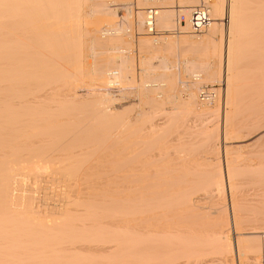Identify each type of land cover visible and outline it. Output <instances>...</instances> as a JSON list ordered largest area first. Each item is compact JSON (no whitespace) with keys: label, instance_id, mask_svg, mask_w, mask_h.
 <instances>
[{"label":"bare ground","instance_id":"1","mask_svg":"<svg viewBox=\"0 0 264 264\" xmlns=\"http://www.w3.org/2000/svg\"><path fill=\"white\" fill-rule=\"evenodd\" d=\"M122 1L0 0V264H202L210 255L226 263L258 246L252 236L264 228L240 231L262 221L264 189L246 204L230 182L250 176L264 186V164L239 170L224 143L225 172L205 163L198 175L196 144L183 130L190 117L214 112L198 95L213 83L225 87L223 139L243 129L233 122L248 89L264 92V0L194 6L213 21L205 46L191 38L189 0L175 12L172 0L146 1L161 5H150L152 34L146 10L135 22L130 11L117 20ZM225 15L226 32L216 22ZM134 43L143 54L138 79ZM213 92L220 101V88ZM129 97L137 103L118 105ZM212 129L198 132L199 147H216ZM224 183L235 187L229 219L221 203L207 211L200 199Z\"/></svg>","mask_w":264,"mask_h":264},{"label":"rangeland","instance_id":"2","mask_svg":"<svg viewBox=\"0 0 264 264\" xmlns=\"http://www.w3.org/2000/svg\"><path fill=\"white\" fill-rule=\"evenodd\" d=\"M146 1H148V0H126V1H122L121 2V5L120 6H118V7H116L117 8V16H118V18H117V20H119V17H122L123 15H125L128 11H130L129 13H131V19H129V20H131V22H135V20H134V14L136 13V12H138V11H140V12H138V13H144V11L148 8V6H149V8H151V6L152 7H155L156 5H151L150 4V2H146ZM173 1V2H172ZM171 2H172V4H170L171 6H168L167 5V7H170V8H172L171 10H173L174 12L175 11H178L180 8H179V6H180V4L181 3H179V0H172ZM192 1H194L195 3H193V2H191L190 0L188 1L191 5L189 6L188 4H186L185 3V5L184 6H186V7H188V9H191V7H194V6H199V5H201L202 3H204V0H192ZM206 1V0H205ZM123 2H125V3H123ZM135 2L137 3V4H135ZM138 2H140V4L138 3ZM146 2V3H145ZM207 2H208V4H213V3H215L216 2V0H207ZM206 2V3H207ZM145 3V4H144ZM228 3H229V0H224V6L226 7V8H228ZM124 4V5H123ZM127 4V5H126ZM140 5V7H139V5ZM144 4V7L142 8V5ZM147 4V5H146ZM195 4V5H194ZM137 5H138V7H137ZM151 5V6H150ZM128 6V7H127ZM159 6H161V5H159L158 4V6H156V8H158ZM181 6H183V5H181ZM146 8V9H145ZM119 9V10H118ZM123 9V10H122ZM127 9V10H126ZM131 9V10H130ZM134 12V13H133ZM227 16V17H226ZM177 17V16H176ZM210 18V23H212L213 21H212V18L211 17H209ZM133 19V20H132ZM180 22H183V16H180ZM217 23H219V24H223L224 25V31L226 32V29H227V22H228V15H225L224 16V20H222V21H216ZM134 26H135V23L133 24V28H132V31L131 32H133L132 33V38H133V41H136L135 39H138V38H140V37H142V36H139V35H137L138 34V32H137V30L134 28ZM182 31H175V32H173V33H175V35H174V37L175 38H177L178 37V34H180ZM191 38L194 40V42H196V43H198L199 45H201V46H205V44H206V42H205V39H206V32H204V31H202L201 33H199V34H195V33H193L192 35H191ZM132 52H133V57H134V59H135V61H134V59H133V67H134V70H133V73H134V75L135 76H137V79H138V75H140V71H138L139 70V68H138V66H139V64H138V60H139V58H140V56L141 55H143V54H141L139 51H138V48H137V46H136V44L134 43L133 45H132ZM142 57V56H141ZM135 62V63H134ZM250 63H251V65H250ZM249 63V65H250V67L252 68L253 66V64H252V62H250ZM138 64V65H137ZM154 65H157V63L156 62H154L153 63ZM137 65V66H136ZM139 72V73H138ZM141 75H142V72H141ZM251 77H252V75H250ZM251 77H250V79H251ZM219 83H213V84H206L204 87H202L201 89H203V88H205V87H208V88H211V89H214L213 91H215L216 89H219L220 88V97H219V95L218 96H216V97H218V99L220 98V103L218 102V101H216L215 103H213L214 102V100H212L210 103V105L212 106L211 108H213L214 109V112L213 113H211L210 114V116L209 115H204V117H198V118H200V119H198V118H196L197 120H195V118H193L192 119V117H190L189 118V120L187 119V120H185V128H184V130H183V137L184 138H186V140L187 141H189L190 143H192L191 141H193V143H194V145L196 144V147L193 145V143H192V146H194L193 148L195 149L194 150V153H193V155L195 156H193V158L192 159H194L193 161H197V162H194L195 163V165L196 164H198L197 165V167H199L200 168V172L198 171H196V173H199L198 175H200V174H202L201 172H203L202 171V169H203V165H204V167L205 168H207V166H209V167H211L212 165H220L219 167L221 168L222 167V169L221 170H223V169H225V161H226V157H225V155H223V146H225L226 145V149L228 150L227 152L229 153V155H227V160H232V159H230V157L231 156H234V157H231V158H233V160H232V162L233 161H236V159L237 160H241L240 162H241V167H238L239 168V170H242L243 169V166H247V168H250V167H252V166H256L257 165V163L258 162H260L261 161V163L260 164H264V115H262V114H264V92H263V88L261 89L260 88V90H258V89H256L255 91H254V87L253 88H251V87H249V88H251V89H248V96L247 95H245V101H244V103H241V107H242V111H244L243 113L241 112V110H240V115L239 116H237L236 118H235V120H234V126L236 127V128H243L242 130H241V132L238 134V135H236V137L234 136V135H232V134H229V135H227V139L226 140H224L223 139V135H222V132H223V115H224V111H225V87H224V83H221L222 85H220V87H219V85H218ZM115 87V86H114ZM111 87L110 86V90H108V92L112 95V96H114L115 98H119L120 96V94H119V88H118V86L117 87ZM251 91V93L252 94H250L249 92ZM262 90V91H261ZM113 91V92H112ZM114 91H116L115 93H114ZM252 91H254V92H252ZM259 91V93L257 94V92ZM222 92V93H221ZM224 92V93H223ZM256 92V94H255V96L253 95L254 93ZM80 93L81 94H83L84 92L83 91H80ZM113 94H115V95H113ZM118 94V95H117ZM222 94V95H221ZM199 95V94H198ZM252 95V96H251ZM257 95V96H256ZM131 98V99H130ZM249 98V99H248ZM255 98V99H254ZM129 99V100H128ZM217 99V98H216ZM250 99H252V100H250ZM123 99H121L120 100V103H118L119 102V100L116 102V103H118V105L120 104V105H128L127 107H129V105L131 106V104L132 103H134L133 105H135L137 102V100H136V98H133V97H129V98H126V99H124L123 101H122ZM248 100H250V101H248ZM254 100V101H253ZM128 101V102H127ZM133 101V102H132ZM247 101V103H246V107H244V106H242V105H244L245 104V102ZM252 101H253V103H256V104H253L252 103ZM258 101V102H257ZM126 103H128V104H126ZM131 103V104H130ZM219 103V106L217 105V104ZM250 104V105H249ZM252 104V105H251ZM206 105H209V103H207L206 102ZM209 105V106H210ZM124 106V107H125ZM217 106V107H216ZM249 106V107H248ZM246 109V111H245V109ZM217 109V110H216ZM249 109V110H248ZM251 111V112H250ZM242 115V116H241ZM241 116V117H240ZM208 117V118H207ZM239 117V118H238ZM263 117V118H262ZM207 119V120H206ZM262 119V121L260 122L259 120H261ZM156 121L155 122H157V123H164V122H162V121H164V120H162V119H160L159 117H157L156 119H155ZM211 121V122H210ZM260 122L261 123V125H259L260 123H256V122ZM243 123V124H242ZM237 126H236V125ZM257 124V125H256ZM242 125V126H241ZM247 125V126H246ZM256 125V127H253V126H255ZM210 126V127H209ZM239 126V127H238ZM243 126H246V128H244ZM263 126V127H262ZM208 127V128H207ZM217 127H218V129H217ZM203 128V129H202ZM212 128H214L216 131H217V137H219L218 138V142L216 141L215 142V144H216V147H218V148H216V147H214V149H209V148H204L203 146H201V147H199L200 146V142H201V136H200V132H202V131H205V132H208V131H210V129H211V131L210 132H212V131H214ZM257 128V129H256ZM259 128V129H258ZM207 129V130H206ZM209 129V130H208ZM262 129V130H261ZM260 131V132H259ZM199 132V133H198ZM219 132V133H218ZM199 134V135H198ZM262 134V135H261ZM260 136V137H257V136ZM170 138H171V136H169ZM200 137V138H199ZM236 138V139H235ZM239 139V141H238V139ZM192 139V140H191ZM199 139V140H198ZM259 139V140H258ZM237 140V141H236ZM240 141H242L241 142V144L240 143H236V142H240ZM257 141V142H256ZM246 142V143H245ZM200 143V144H199ZM224 143H226L225 145H224ZM256 144V145H255ZM199 145V146H198ZM198 146V147H197ZM222 146V147H221ZM246 146V147H245ZM197 148V149H196ZM210 151H209V150ZM238 149H240V150H238ZM215 150H217V151H219V152H217V151H215ZM213 151V152H212ZM231 151V152H230ZM237 151V152H236ZM240 151H242L241 153H240ZM218 153L219 155H217V154H214L213 155V153ZM259 153V154H258ZM237 155H240L239 156V158H237ZM261 155V156H260ZM215 156V157H214ZM229 156V157H228ZM244 157V160H243V157ZM218 157V160L216 159ZM242 157V158H241ZM246 157V158H245ZM247 160V161H246ZM263 160V161H262ZM217 161H218V163H217ZM244 161V162H243ZM248 161H250V162H248ZM198 162H200V163H198ZM216 164H215V163ZM263 162V163H262ZM203 163V164H202ZM212 165H211V164ZM202 166H201V165ZM233 164V163H232ZM242 164H243V166H242ZM259 164V163H258ZM211 165V166H210ZM234 165V164H233ZM202 168H201V167ZM239 166V165H238ZM209 167L207 168V169H209ZM213 167V166H212ZM106 168V167H105ZM199 168H198V170H199ZM216 168H218V167H216ZM240 168H242V169H240ZM93 171V174H96V173H94V171L95 172H98V170L96 171V170H92ZM91 171V172H92ZM100 171V170H99ZM102 171V170H101ZM108 171V170H107ZM211 171V170H210ZM208 172H209V170H208ZM223 173L225 172L224 170L222 171ZM211 173H213L212 171L210 172V175H211ZM100 174H103V173H100ZM224 175V174H223ZM44 176L46 177L47 176V173H44ZM101 176V175H100ZM114 176V175H113ZM101 177H104V178H108V177H112V173H110V172H108L107 174L105 173V175L104 176H101ZM242 179V180H241ZM44 180H47V179H44ZM255 180L256 179H254V177H250V176H248V177H246V176H243V177H240V179H234L233 180V183L232 182H230V187H233V186H235L234 188L235 189H238L237 191V193L238 194H236V195H238L237 196V198H240L241 200V202H243V203H250L251 201H253V200H258L257 199V197L260 195V194H262L261 192H263L262 190L264 189V186L263 185H261L259 182V184L256 182L255 183ZM43 183H45V181L43 182ZM195 184V183H194ZM228 184H229V182H228ZM228 184H225L224 183V186H223V192L220 194V193H218L217 191H214V190H212V188H211V190H208L207 189V191H208V194H207V191H204V192H206V194L208 195V198H207V195L205 194L204 195V192H201L200 193V195L202 194V198H200L201 196H199V198L201 199V201H202V199L203 198H205V199H207V200H205V199H203L204 201H206L205 203H204V201H203V203H204V206H206L208 203L210 204V207H212L213 205L216 207V206H218V208H220V207H222V206H225V209H223V211L224 210H226L225 211V213H226V216L228 217H224L223 216V218H226V219H229L230 218V215H231V209H233L232 208V204L233 203H235L236 201V198L234 199L233 197H236L235 196V193H234V188H230L229 186H228ZM233 184V185H232ZM255 184V185H254ZM43 185V184H42ZM81 187V186H80ZM228 187H229V189H231L230 191H231V194H229V189H228ZM238 187V188H237ZM260 189V190H259ZM262 189V190H261ZM261 191V192H260ZM236 192V191H235ZM197 194H199V192L197 193ZM232 194H234L233 196H232ZM258 194V195H257ZM203 196H205V197H203ZM231 196V197H230ZM246 197V198H245ZM253 197L255 198V199H253ZM231 198H232V201L233 202H231L230 203V200H231ZM209 199H211L212 201H210ZM216 201H217V203H216ZM219 202V203H218ZM200 203V202H199ZM220 203L222 204V206H220ZM200 204H202V202L200 203ZM209 204L207 205V208L209 207ZM230 205H231V208H230ZM203 206V205H202ZM210 207L208 208V210L207 211H209V210H211V209H213V208H215V207H212L211 209H210ZM233 212V211H232ZM244 216V215H243ZM250 216H253V215H250ZM214 217V216H213ZM254 217V218H253ZM252 218L253 219H255L256 220V216H253ZM261 216H259V218H260ZM211 219H212V216L210 217ZM258 218V217H257ZM258 218V219H259ZM252 219V220H253ZM263 219H264V217H262V219L260 218V220H262L263 221ZM257 221V220H256ZM256 221H254V222H252V223H249L248 224V226L247 225H244V226H247L246 228L244 227V226H242L241 227V229H242V231H240V233H249V231H251V229H253L252 231H254V232H258V230H257V227H259L258 229H260L259 230V232L260 231H262V229L261 228H264V225L262 224L263 222L261 221H259L258 220V222L259 223H257ZM256 222V223H255ZM251 224V225H250ZM252 226V227H251ZM255 227V228H254ZM244 229V230H243ZM249 229V230H248ZM251 231V232H252ZM260 234V235H259ZM259 234H255L254 236H252L255 240L257 239H259V242H257L258 244V246L256 247V246H254L255 248H258V250L257 249H254V247H253V250H251L250 252H246L245 253V257L244 256H239L238 255V257H240L239 259L236 257V256H234V258H233V255L234 254H231L229 257H228V259L227 260H229V261H227V262H229V263H224L223 261L224 260H222V259H219L218 258V256L217 255H210V256H208V258L207 259H205V262L204 261H202V264H264V233H259ZM259 236V238H255V237H258ZM261 237V238H260ZM256 243V242H255ZM254 245H256V244H254ZM260 247V248H259ZM252 251H254V252H252ZM232 258L231 260L229 259V258ZM241 257H244V258H241ZM235 259V260H234ZM181 261L180 262H175V261H173L171 264H195V262H193L192 261V263H191V261L188 263V262H186V261H184V259L182 260V259H180ZM222 260V261H221ZM237 260H239V261H237ZM201 261H199V263H200ZM232 262V263H231ZM239 262V263H238ZM198 263V262H197ZM196 263V264H197ZM198 263V264H199ZM170 264V263H169Z\"/></svg>","mask_w":264,"mask_h":264},{"label":"built area","instance_id":"3","mask_svg":"<svg viewBox=\"0 0 264 264\" xmlns=\"http://www.w3.org/2000/svg\"><path fill=\"white\" fill-rule=\"evenodd\" d=\"M154 9L149 8L146 9L148 14L147 22H146V29L149 33H155L154 31V16L155 12ZM210 23V19L207 13V10L204 7H193L191 13V20H190V28L191 32L198 34L201 33ZM215 98V93L211 88H203L200 91L199 99L202 102L210 103Z\"/></svg>","mask_w":264,"mask_h":264}]
</instances>
